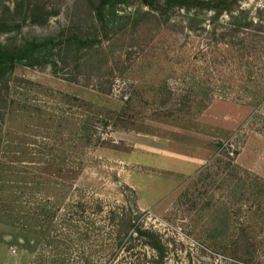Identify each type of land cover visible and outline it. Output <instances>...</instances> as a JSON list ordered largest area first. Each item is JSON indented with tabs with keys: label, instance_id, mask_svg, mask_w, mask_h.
<instances>
[{
	"label": "trees",
	"instance_id": "16d2710c",
	"mask_svg": "<svg viewBox=\"0 0 264 264\" xmlns=\"http://www.w3.org/2000/svg\"><path fill=\"white\" fill-rule=\"evenodd\" d=\"M242 1L74 0L72 10L87 12V25H70L41 39L0 42V220L10 222L14 217L11 197L16 196L13 192L20 197L26 194L31 179L29 166L39 173L51 170L63 181L73 179L85 166L87 149L113 144L101 137L102 129L108 126L138 133H148L147 121L189 128L216 98L260 107L264 103V0L263 8L255 14L245 12ZM8 11L33 12L31 17L35 18L34 12L59 10L50 0H15ZM1 27L0 35L12 31ZM121 41L123 56L131 62L123 68V75L139 63L140 76L132 86L135 92L124 96L120 110L98 107L14 77L16 67L24 66L48 68L53 75L65 71L68 82H77L78 78L99 80L111 71L113 63H121L122 54L115 50ZM166 41L172 45L197 42L205 44V50L215 48L208 70L221 78L211 76V72L207 76L192 72L186 86L173 87L170 81L176 70H168L165 64L182 67L183 46L173 48L171 59L172 48L167 51ZM201 52L205 55L203 49ZM134 54L136 61H132ZM47 100H53V105L44 108ZM68 108H74V113ZM33 120L37 122L35 127ZM33 138L39 139V144ZM33 142L38 151L31 152L29 145ZM216 146L217 159L196 176L201 180L211 177L218 182L220 192L213 211L217 217L210 218V237L205 241L220 243L239 260L247 257L248 264H261L264 179L233 164L237 151L231 152L222 144ZM70 159L72 169L68 167ZM34 183L36 190L44 185L43 180ZM195 191L202 196L200 190ZM20 197L14 198L15 204L22 203ZM45 207L40 206L37 212ZM109 216L111 230L106 247L112 249L111 257L117 248L130 251L143 247L138 252L143 258L147 249L152 252L149 264H164L166 249L157 233L135 225L131 214L123 210L112 211ZM125 236L129 237L123 244ZM83 264L90 263L84 259Z\"/></svg>",
	"mask_w": 264,
	"mask_h": 264
},
{
	"label": "rangeland",
	"instance_id": "374dc122",
	"mask_svg": "<svg viewBox=\"0 0 264 264\" xmlns=\"http://www.w3.org/2000/svg\"><path fill=\"white\" fill-rule=\"evenodd\" d=\"M73 1L50 0L59 11L34 12V18L33 12H9L15 0H0V26L12 29L0 35V42L41 39L70 25H87V12L73 11ZM241 8L255 14L263 8V0H243ZM166 44L167 51L172 48L171 59L173 48L183 46L182 67L165 64L168 70H176L170 81L173 87L186 86L192 72L206 76L211 72V76L221 78L219 73L208 70L215 48L205 50V44L191 45L189 41ZM115 50L122 54L121 63H113L111 71L107 70L99 80L78 78L77 82H68L65 71L53 75L48 68L24 66L16 67L14 77L98 107L120 110L124 96L135 92L132 86L140 72L138 63L123 75V68L131 63L123 56V41ZM136 58L134 54L132 61ZM230 72L235 75L234 70ZM46 102L44 108L53 105V100ZM68 111L74 113V108ZM147 111L150 114V109ZM36 123L33 120L32 127ZM146 123L150 126L148 133L109 126L102 129V139L113 144L87 149L83 170L69 181L56 177L51 170L39 173L36 167L29 166L31 179L26 194L20 197L13 192L16 196L11 197L14 217L10 222L0 220V264H83L84 259L90 264H149L152 252L147 249V257L143 258L138 253L143 247L130 251L117 248L111 257L112 249L106 247L111 230L109 214L122 210L131 214L135 225L160 236L166 249L164 264H248L247 257L239 260L220 243L205 241L210 234V218L217 217L213 211L220 192L214 179L196 176L217 159L216 145L222 144L238 152L233 155V164L264 179V103L254 107L216 98L196 117L192 127ZM33 140L39 144V139ZM29 148L31 152L38 151L34 142ZM68 167L73 168L71 159ZM37 180L44 182L40 190L35 189ZM204 189L208 190L205 194ZM15 197H20L22 203L15 204ZM42 205H46L45 210L37 212ZM128 237H124L123 244ZM261 260L264 264V255Z\"/></svg>",
	"mask_w": 264,
	"mask_h": 264
}]
</instances>
